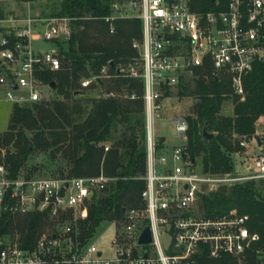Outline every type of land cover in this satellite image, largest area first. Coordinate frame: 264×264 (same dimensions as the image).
Masks as SVG:
<instances>
[{
	"label": "built area",
	"instance_id": "obj_1",
	"mask_svg": "<svg viewBox=\"0 0 264 264\" xmlns=\"http://www.w3.org/2000/svg\"><path fill=\"white\" fill-rule=\"evenodd\" d=\"M20 1L24 0H0V101L22 106L48 99L51 86L39 74L61 67L57 48L35 50L33 40L68 37L71 17L18 14L12 6ZM192 2L112 0L110 16L105 17L141 19V37L132 44L138 55L119 66L117 74L142 82L146 142L143 205L125 209L122 219L112 220L116 232L110 253L105 255L104 248L82 238L78 225L88 216L90 198L105 189L110 176L12 175L0 162V264H189L202 254L240 258L259 239L249 228L248 213L231 209L220 216L208 215L199 200L205 185L264 179V152L252 157L249 173L216 176L198 171L185 150L188 125L183 114L168 119L182 143L168 147L156 132L155 125L166 121L169 113L165 100L182 81L196 77V69L208 67L212 76H227L232 91L242 98L244 77L255 63H264V0H228L224 7L206 11L194 9ZM125 3L136 12L127 13ZM108 77V66L103 65L82 77L80 86L87 89ZM97 95L138 94L123 87L103 88ZM240 140L246 144L245 135ZM9 211L44 212L50 223L26 247L18 233L1 230L2 215ZM146 224L152 241L139 244ZM163 236L168 237L165 243ZM175 246L178 252L173 251Z\"/></svg>",
	"mask_w": 264,
	"mask_h": 264
},
{
	"label": "trees",
	"instance_id": "obj_2",
	"mask_svg": "<svg viewBox=\"0 0 264 264\" xmlns=\"http://www.w3.org/2000/svg\"><path fill=\"white\" fill-rule=\"evenodd\" d=\"M228 0H193L192 7L206 11L222 8ZM112 0H58L52 12L44 15L70 16L68 37L53 38L61 67L41 72L51 84L54 98L19 106L12 105L9 120L0 132V162L12 175L22 172L34 151L47 154L56 175H89L103 172L112 179L105 189L88 202V216L78 222L82 238H88L102 221L122 219L125 209L143 205L146 167L144 102L142 82L117 74V68L131 63L138 55L132 44L141 37L139 17L110 16ZM108 66L110 77L87 89L119 90L138 94L136 98L86 94L80 86L82 77ZM196 77L179 84L177 94L194 98L188 111L182 112L188 128L185 150L200 164L201 172L224 175L234 169L231 154L240 150L241 136L249 138L256 131V120L264 115V63H255L244 77L245 94L241 98L227 76H212L210 69H196ZM169 94V91L166 92ZM231 99L232 113L224 114L222 104ZM206 129L212 137L203 134ZM162 141V137L159 138ZM108 145V148H106ZM35 169V168H33ZM33 170L25 173L32 175ZM242 180L203 193L199 205L213 216L231 209L249 214V228L259 239L235 258L197 255L189 264H258L264 252V179ZM44 212L26 214L4 212L1 230L18 233L24 246H32L36 233L49 225Z\"/></svg>",
	"mask_w": 264,
	"mask_h": 264
},
{
	"label": "rangeland",
	"instance_id": "obj_3",
	"mask_svg": "<svg viewBox=\"0 0 264 264\" xmlns=\"http://www.w3.org/2000/svg\"><path fill=\"white\" fill-rule=\"evenodd\" d=\"M58 4V0H24L20 1L17 5H13V11L20 14V13H29L32 15H36V13L44 14L52 12V10L56 7ZM127 13H135L136 10L134 8L128 9V4H124ZM33 48L35 50H51L55 47L54 42L51 40H43V39H37L33 40L32 42ZM189 80V79H188ZM183 82V81H182ZM181 82V83H182ZM103 90V87H98L96 89H87L86 94L90 95H96ZM175 93V92H174ZM56 95L55 91H53L51 88H47V96L49 98H54ZM194 101V98L191 97L188 94L179 95L175 93L171 97H169L167 100H165L167 104V109H169V113L165 114L166 121L157 123L156 126V132L158 135H164L169 141L168 142H180V138H178V134L174 129V126L172 125L171 121H168L169 118H172L173 114H182V112L188 111L189 105ZM232 102L231 99L225 100L222 104V112L223 113H231L232 112ZM12 104L9 101H0V132L4 131V129L7 126L10 112H11ZM264 140V134L260 133L256 137L257 140ZM247 140V138H246ZM255 141V142H256ZM242 146H244L241 143ZM258 150H249L246 155H238L237 153H232V159H233V165L234 169L232 171V174H247L249 173V169H246L245 163L242 161L245 157L246 161L248 162L252 161V157H254L255 154H257ZM244 159V160H245ZM26 164L22 170V172H26L28 170H33L32 175L41 176V175H56V169L52 167L51 163H49V159L47 157V154H45L42 151H34L32 152L27 160L25 161ZM197 170L201 172L200 164L196 163ZM35 168V169H33ZM256 185L258 188L261 186V181L255 180ZM235 182H219L217 184H214L212 186L205 185L204 189L206 190L205 193L214 191L216 188L223 184L226 186H229ZM116 232V224L112 221H102L97 228L91 233V235L88 237L90 241H93L99 245V247L104 248V254L108 255L111 251V239L114 237ZM164 243L168 241V237L163 236L162 237ZM258 264H264V252H260V255L258 257Z\"/></svg>",
	"mask_w": 264,
	"mask_h": 264
},
{
	"label": "crops",
	"instance_id": "obj_4",
	"mask_svg": "<svg viewBox=\"0 0 264 264\" xmlns=\"http://www.w3.org/2000/svg\"><path fill=\"white\" fill-rule=\"evenodd\" d=\"M231 108L233 110V107L232 106H231ZM231 113H224V114H231ZM260 133L264 134V115H261L256 120V131H255V134H253L252 136H250L249 138H247L246 144L240 150L235 151L234 154L237 153L238 155L244 156L251 149L258 150L257 153L260 152V151L264 152V140L263 139L257 140V141L255 140L256 137ZM160 137H162V142H164V144L166 146H168V147H170L171 145H175V144L182 143L181 139H180V142L177 143V142H168L169 140L164 135H161ZM244 159H245V157H244ZM244 159L242 161L245 163L246 169H249L250 170V168H251V162H248V160L246 161V159L245 160Z\"/></svg>",
	"mask_w": 264,
	"mask_h": 264
},
{
	"label": "water",
	"instance_id": "obj_5",
	"mask_svg": "<svg viewBox=\"0 0 264 264\" xmlns=\"http://www.w3.org/2000/svg\"><path fill=\"white\" fill-rule=\"evenodd\" d=\"M213 1H214V0H213ZM54 85H55L54 82H52V83L50 84V86H51L52 88L54 87ZM203 134H204L205 136L209 137V138L212 137V133L208 132L206 129L203 130ZM137 240H138V243H139V244H140V243H149V242L152 241V240H151V230H150V225H149V224H146V225L142 228V230H141V232H140V234H139ZM173 251H174V252H178V251H179V248L175 246V247H173ZM198 253H201V248L198 249ZM145 254H146V253H144V255H145Z\"/></svg>",
	"mask_w": 264,
	"mask_h": 264
}]
</instances>
